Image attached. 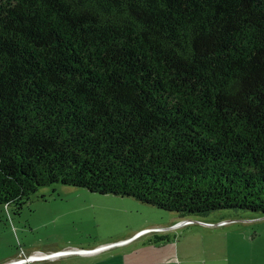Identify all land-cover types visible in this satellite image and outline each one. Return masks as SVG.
<instances>
[{
    "label": "trees",
    "instance_id": "obj_1",
    "mask_svg": "<svg viewBox=\"0 0 264 264\" xmlns=\"http://www.w3.org/2000/svg\"><path fill=\"white\" fill-rule=\"evenodd\" d=\"M57 185L264 214V0H0V204Z\"/></svg>",
    "mask_w": 264,
    "mask_h": 264
},
{
    "label": "rangeland",
    "instance_id": "obj_2",
    "mask_svg": "<svg viewBox=\"0 0 264 264\" xmlns=\"http://www.w3.org/2000/svg\"><path fill=\"white\" fill-rule=\"evenodd\" d=\"M229 211L182 218L134 197L78 186L45 187L32 196L20 213L10 205L0 204V264L32 254L44 256L71 249L107 248L131 238L132 249L145 245L142 250L145 249L150 260L160 259L155 264L171 263L163 255V244L169 238L176 241L182 237L192 242V250L204 246L207 249V255L198 252L186 264H195L194 260H199L200 264H264V214ZM187 219L190 221L178 224ZM71 253L74 252L66 255ZM66 255L20 264H61ZM93 255L91 264H96L101 257L113 261L108 253ZM206 256L208 262H205ZM71 259L85 260L78 256ZM128 259L139 258L129 256Z\"/></svg>",
    "mask_w": 264,
    "mask_h": 264
},
{
    "label": "crops",
    "instance_id": "obj_3",
    "mask_svg": "<svg viewBox=\"0 0 264 264\" xmlns=\"http://www.w3.org/2000/svg\"><path fill=\"white\" fill-rule=\"evenodd\" d=\"M169 229V228H164ZM131 239H125L124 241L117 242L113 244L112 246H109L107 248L101 249L99 251H96L101 254H111L113 256V261H107L106 258L101 257L98 259V262L96 264H155L158 263L160 259H152L150 260V257L148 258V255L146 254L144 246H136L133 249L131 248ZM152 244V243H149ZM165 245L164 250L165 253L163 254L164 257H167L166 259L171 262L167 263L165 261L163 264H186L187 262L191 261L190 257L195 255L198 252H204L207 253V249L204 246L202 249L198 250H192L190 247L192 246V242L188 239H185L184 237L177 239L176 241L168 240L167 243L163 244ZM102 247V246H101ZM96 252H89V253H71L72 255H66L64 257L65 260H62L61 264H64V262H67V264H91L94 261V255ZM141 254H144L142 257ZM69 254V253H68ZM76 254V255H73ZM88 254V255H85ZM207 255V254H206ZM75 256L85 258V260H74L69 258H73ZM129 256H137L139 259H136L135 261H131L128 259ZM163 257V258H164ZM206 261L208 262L209 258L206 256ZM68 261H71L68 263ZM196 261L195 264H200L199 260ZM155 262V263H154Z\"/></svg>",
    "mask_w": 264,
    "mask_h": 264
},
{
    "label": "water",
    "instance_id": "obj_4",
    "mask_svg": "<svg viewBox=\"0 0 264 264\" xmlns=\"http://www.w3.org/2000/svg\"><path fill=\"white\" fill-rule=\"evenodd\" d=\"M188 222L190 221L189 219L187 220H183V221H180L178 224L181 225V223H185V222ZM106 248V246H102V247H99V248H96V249H71V250H67V251H63V252H59V253H54V254H50V255H44L42 257H38V258H35V259H40V258H52V257H58L60 255H64L66 253H70V252H74V253H89V252H96V251H99L101 249H104ZM23 260V261H22ZM22 260H18V261H12L8 264H20V263H29L32 259L30 257H27V258H24ZM27 260V261H26Z\"/></svg>",
    "mask_w": 264,
    "mask_h": 264
},
{
    "label": "built area",
    "instance_id": "obj_5",
    "mask_svg": "<svg viewBox=\"0 0 264 264\" xmlns=\"http://www.w3.org/2000/svg\"><path fill=\"white\" fill-rule=\"evenodd\" d=\"M84 253H86V252H84ZM38 257H41L40 255H37V254H32L31 256H30V258L31 259H35V258H38ZM23 261V260H22ZM27 261V260H26Z\"/></svg>",
    "mask_w": 264,
    "mask_h": 264
},
{
    "label": "bare ground",
    "instance_id": "obj_6",
    "mask_svg": "<svg viewBox=\"0 0 264 264\" xmlns=\"http://www.w3.org/2000/svg\"><path fill=\"white\" fill-rule=\"evenodd\" d=\"M42 257V256H41ZM8 264V263H7Z\"/></svg>",
    "mask_w": 264,
    "mask_h": 264
}]
</instances>
